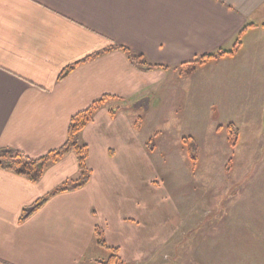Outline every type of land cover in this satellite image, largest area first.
<instances>
[{
	"label": "crops",
	"instance_id": "crops-1",
	"mask_svg": "<svg viewBox=\"0 0 264 264\" xmlns=\"http://www.w3.org/2000/svg\"><path fill=\"white\" fill-rule=\"evenodd\" d=\"M251 24L236 54L199 61L231 50ZM114 46L169 68L136 65ZM239 57L264 67V0H0V149L41 158L65 144L76 114L105 97L79 134L91 170L85 186L20 221L24 207L79 178L77 156L50 163L36 183L0 167V264H101L111 252L96 229L127 264H170L162 249L176 236L177 215L158 191L147 154L155 147L132 106L159 98L167 82L185 94L202 88L209 76L192 81L206 75L202 67L217 81ZM227 69L252 72L236 62Z\"/></svg>",
	"mask_w": 264,
	"mask_h": 264
},
{
	"label": "rangeland",
	"instance_id": "rangeland-1",
	"mask_svg": "<svg viewBox=\"0 0 264 264\" xmlns=\"http://www.w3.org/2000/svg\"><path fill=\"white\" fill-rule=\"evenodd\" d=\"M256 59L232 60L252 72L224 65L217 81L205 65L206 75L192 77H210L202 88L185 94L167 82L159 98L132 106L142 136L155 142L147 154L158 191L177 215L176 236L162 249L170 264H264V67ZM229 123L239 128L235 146ZM184 138L195 142V168Z\"/></svg>",
	"mask_w": 264,
	"mask_h": 264
},
{
	"label": "trees",
	"instance_id": "trees-1",
	"mask_svg": "<svg viewBox=\"0 0 264 264\" xmlns=\"http://www.w3.org/2000/svg\"><path fill=\"white\" fill-rule=\"evenodd\" d=\"M252 25L253 24L248 25L240 32V34L238 35L236 39L235 45L233 46L231 50H220L219 52L215 54H209V55L202 57L199 61L201 63H204L206 60L220 59L225 56L236 54L242 45V34L249 26H252ZM112 48L123 49L124 51L128 53L131 60H133V62L136 65H139L141 67L148 68V69H151L154 67H162L165 69L169 68L167 66H162L159 64H151L150 62L147 61V59L143 55L132 52L131 50L125 47L114 46ZM110 49L111 48L107 49L106 51ZM99 54L100 53H97L94 56H97ZM73 68L74 66H70L66 68L61 73L60 78H64ZM104 101H105V97L94 102L88 109L76 114L71 120L69 131H68V136H67V140L65 144L61 148L57 150H53L41 158L33 159L27 156L26 154H24L23 152H20L14 149H9V148L0 149V167L6 170L13 171L19 175H22L34 183L38 182L43 177L45 169L50 163L60 160L67 153L71 151L75 152L77 156L79 172H80L79 178L76 180L67 181L63 183L62 185L56 187L51 192L43 196L42 198L35 201L30 206L24 207L22 210L20 221H25L26 219H28L31 215H33L41 207H43L49 201V199H51V197H53L55 194L65 192V191H72V190L80 189L81 187L85 186L89 182L90 177H91V170L87 166L88 149H87V146L80 141L79 134L86 127V125L93 119L96 111H98L103 106ZM139 121L141 123V118L139 119ZM227 129L229 133L228 139L230 141V144L232 146H235L239 139V128L234 123H229L227 125ZM190 139L193 140V138H190ZM188 140H189L188 138H184V141L186 143H188ZM190 144L193 145L191 147L189 146V152H190V157L193 160V165L195 168L196 158L194 156V151L196 150V146H195L194 141H191ZM147 147L150 150H154V147H155L154 140L152 139L149 140V142L147 143ZM96 237H97V243L99 244V246L107 248L111 252L108 258L98 260L99 263L101 264H127L120 257L118 248L109 247L106 244L103 238V234L99 229H96Z\"/></svg>",
	"mask_w": 264,
	"mask_h": 264
}]
</instances>
